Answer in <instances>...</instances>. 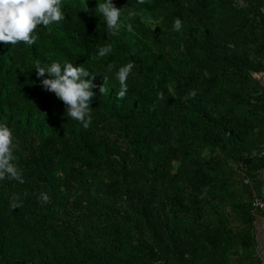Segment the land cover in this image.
<instances>
[{
  "label": "trees",
  "instance_id": "1",
  "mask_svg": "<svg viewBox=\"0 0 264 264\" xmlns=\"http://www.w3.org/2000/svg\"><path fill=\"white\" fill-rule=\"evenodd\" d=\"M61 2L33 44L0 42V122L23 177L0 179V264H264V0H114L116 34L97 0ZM51 59L95 75L89 127L39 83Z\"/></svg>",
  "mask_w": 264,
  "mask_h": 264
},
{
  "label": "clouds",
  "instance_id": "2",
  "mask_svg": "<svg viewBox=\"0 0 264 264\" xmlns=\"http://www.w3.org/2000/svg\"><path fill=\"white\" fill-rule=\"evenodd\" d=\"M95 9V14L98 13L101 21L106 23V28L113 34L118 33L123 24L121 17L124 8L117 7L114 0H97ZM128 14L134 15L132 12ZM64 15L61 0H0V42H4L5 45H16L23 41L31 45L37 39L34 30L38 25L49 26L58 23ZM182 26L181 18L175 17L172 23L173 30L179 31ZM127 27L131 29L132 26L128 24ZM110 51L111 44H105L98 47L97 55L103 57ZM34 69L43 89L54 93L64 102L67 116L81 122L83 127H89L93 119L90 104L96 95L93 89L97 87L92 79L95 75L90 69L84 64L59 59H51L43 64L37 61ZM132 69L133 61H129L115 73L121 85L117 93L119 97H124L127 93L126 81ZM103 90L102 85L99 91ZM160 95L163 96V92ZM190 95H195V90ZM14 144L12 129L0 122V179L7 177L22 183L21 170L13 162L15 159ZM39 199L46 203L50 198L47 192H41ZM21 202L18 196L13 194L10 206L19 207Z\"/></svg>",
  "mask_w": 264,
  "mask_h": 264
},
{
  "label": "crops",
  "instance_id": "3",
  "mask_svg": "<svg viewBox=\"0 0 264 264\" xmlns=\"http://www.w3.org/2000/svg\"><path fill=\"white\" fill-rule=\"evenodd\" d=\"M259 180L262 185V196L264 197V171L260 173ZM255 230L258 239L259 252L264 263V215L256 218Z\"/></svg>",
  "mask_w": 264,
  "mask_h": 264
},
{
  "label": "built area",
  "instance_id": "4",
  "mask_svg": "<svg viewBox=\"0 0 264 264\" xmlns=\"http://www.w3.org/2000/svg\"><path fill=\"white\" fill-rule=\"evenodd\" d=\"M253 207L256 208V209L259 208V209L264 210V200L260 199V198L254 199Z\"/></svg>",
  "mask_w": 264,
  "mask_h": 264
}]
</instances>
